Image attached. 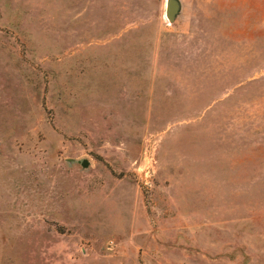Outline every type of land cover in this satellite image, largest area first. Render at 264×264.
Returning <instances> with one entry per match:
<instances>
[{"label":"rangeland","instance_id":"obj_1","mask_svg":"<svg viewBox=\"0 0 264 264\" xmlns=\"http://www.w3.org/2000/svg\"><path fill=\"white\" fill-rule=\"evenodd\" d=\"M181 2L0 0V264H264V0Z\"/></svg>","mask_w":264,"mask_h":264},{"label":"water","instance_id":"obj_2","mask_svg":"<svg viewBox=\"0 0 264 264\" xmlns=\"http://www.w3.org/2000/svg\"><path fill=\"white\" fill-rule=\"evenodd\" d=\"M182 8L183 6L181 0H165L164 16L168 20L169 24H173L177 21L182 12ZM80 165L81 167L86 168L89 165V162L87 159H83L80 161Z\"/></svg>","mask_w":264,"mask_h":264}]
</instances>
